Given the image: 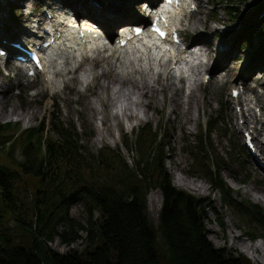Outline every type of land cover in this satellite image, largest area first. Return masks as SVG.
<instances>
[{"label":"trees","instance_id":"trees-1","mask_svg":"<svg viewBox=\"0 0 264 264\" xmlns=\"http://www.w3.org/2000/svg\"><path fill=\"white\" fill-rule=\"evenodd\" d=\"M228 1L225 9L231 15L234 0ZM262 18L242 32L260 71ZM57 105L54 100L52 114L59 112ZM45 121L28 128L0 121V264H254L244 253L218 247L209 238L207 220L216 208L174 185L166 166L173 148L161 125L148 122L134 141L126 138V147L136 146L139 153L130 165L120 147L95 153L73 123L58 115L50 119L51 127ZM225 122L222 107L203 120L191 152L223 205L237 209L247 237L264 241V208L250 201L237 204L234 189L220 174L224 163L211 138L227 135L218 127ZM230 147L247 151L244 144ZM151 190L162 194L156 225L147 213ZM78 203L89 214L86 225L72 217L71 207ZM82 231L87 233L83 250L61 252L50 246L57 238L71 246Z\"/></svg>","mask_w":264,"mask_h":264},{"label":"rangeland","instance_id":"rangeland-1","mask_svg":"<svg viewBox=\"0 0 264 264\" xmlns=\"http://www.w3.org/2000/svg\"><path fill=\"white\" fill-rule=\"evenodd\" d=\"M30 1L31 0H18L17 3H13L12 0H2L0 2V11L7 8L10 15H12L10 19L11 22H17L26 28L28 25L22 22L21 19L24 18V12L28 11L29 8H24L23 5H26V3ZM46 1L52 3L55 0H35L31 5V7H35L38 3L36 5L37 8L34 9V18L46 17V14L44 13V11L48 10L47 6L44 4ZM61 1L62 3L75 7V9H80L83 4H86L84 8L81 9V13H88V15L89 13L94 14V10L90 12L89 7L87 6L90 2L87 0H78V2L80 1L79 5L72 0ZM126 1L130 4L131 11H133L135 15H139L142 19L143 13L141 12V1L143 0ZM197 1L198 9L193 10L192 8L188 13L187 25L184 26L182 34L187 41H196L199 44L204 45L205 54L208 52V48H211L212 52L210 54V61L206 64L207 69H204L205 67L203 66L201 67L202 70L200 75H198V81L196 83H193V80L188 75L184 76L183 73L177 74L175 69H173L171 73L174 75L175 81L184 85V100L187 99L192 88H197L199 84L202 86L198 91L196 106L192 109V119H188L186 116L179 117L173 113V104L170 100L171 90L163 89L164 86L162 85V82L156 83L155 98L151 99V106L146 107L143 105L140 107V110H138L140 119L138 118L128 121V123L121 128H114L112 134L108 135L105 140L96 143L95 138L99 134L98 127H102L103 125L100 115L93 117L92 113L86 111L85 103L91 99L96 101L97 94L102 91L101 85L107 83L108 79L101 78L99 83L96 84L93 78H89L88 81V77H92L93 75H86V78H83L82 83L78 82L76 76L79 75L80 77H83L89 64L87 65V68L85 67L84 69H80L81 64L73 69L78 62H68L64 69L57 74L55 82L51 83L50 87H48L41 76L37 78H27L21 70H17L13 66V57L10 60V68L8 65L7 68L5 67V63L0 57V88H6V91L0 93V101L5 104L4 110L0 113V121H14L15 123H20L22 128H28L39 123L40 120L43 122L46 120V125L51 127L50 119L53 115H58L61 121L73 123L77 127L82 137H84V140L82 141L83 144L88 143L92 151L97 153L101 148L106 146L112 148L120 147L121 157L126 159L130 165H134V159L138 158L139 153L136 150V146H134L133 150L126 147V138L129 137L128 141H134L136 133L148 122L152 123L155 128L161 125L163 131L168 137L167 141L173 148L166 166L168 172L172 176L174 185L179 189L186 190L196 196L202 197L216 208L215 211L209 212V218L207 220L209 238L218 247L226 246L233 251L247 255L238 245L242 240H250L246 235L247 228L241 224L237 209L234 206L223 205L220 192L213 190L206 170L197 166V160L194 153L191 152V148L197 141L196 139L198 138V133L200 132L203 120L208 119L211 115L215 116V112L222 107L224 114L226 115V122L222 125L219 124L218 127L221 128L222 126V132L226 131L227 135L220 137L215 134V136L211 138L213 147L221 152V154H219V159L224 163L220 174L234 189V199L237 204H240L242 201H250L252 203H257L264 208L263 202L254 199L250 193L246 192V188H249L250 185H256L260 188V191L257 190L259 191L258 194L264 198V190L262 188L264 187V180H257L256 178L259 176L258 174H260L259 170L264 173V156L261 155L263 158L260 156L255 158L248 149L245 152L242 149L239 150L238 148L237 150H233L230 147L231 145L241 147V145L245 143L243 132L251 130H254L255 136H257V138H255L257 146L260 145L258 140L264 142V135H261L258 132L263 129L262 132L264 133V110L261 109L260 106H255V117L251 118L249 111L240 101V98L238 100L233 98L234 102L232 103L228 100L232 88H240L241 84H243V88L247 91L244 94L247 97L250 96L251 98H255V92L258 90L259 92L264 93V68L262 71L257 70L256 63L252 61L251 57L254 48L252 45L244 43L246 32L242 34L247 26H253L263 19L264 8L261 9V6L264 5V0H234V11L232 10L233 14L231 15H229L225 9L226 5L229 2L231 3V1ZM238 10H240V15H238ZM97 19L99 21H104L98 17ZM245 19H247V22ZM194 21H198L197 30H192L188 27V24ZM27 23H31V20ZM123 23L125 22L123 21L113 24V31ZM142 23H144V21ZM201 30L204 32L203 35L200 34ZM22 35L24 34H20L17 38L9 40L8 42L7 40L3 42L2 39H0V48L12 46L13 51L16 52L14 49L15 47L11 43L16 40L21 41L20 36ZM232 35H236L234 37L235 39ZM256 43L257 42L254 41L255 45ZM228 48H232L237 52L233 55V58L230 59V71L228 74L227 71H224V73H222L225 75L224 77H220V75H218L219 77L214 76L213 74L215 73V70L213 69V66L217 61L222 60L224 56H226L224 50ZM19 52L22 53L21 51ZM105 53L111 52L108 50ZM90 54L95 55V51H91ZM126 58L127 56H122V61L116 58L114 68L122 69L125 67L123 60ZM201 58L206 60L205 55ZM111 60L112 57H110L107 62H110ZM151 61L158 67L156 61H153V59H151ZM107 62L105 61L101 64H96L93 68V72L95 74H100L105 67H108L109 63ZM195 62H197V60ZM140 63L143 64V66H146L145 62L140 61ZM169 65L170 61H166L164 67L167 68ZM195 67H197V65L193 67L188 66L189 72L191 73ZM158 70L159 68L155 70V73H157ZM249 70L253 71L247 79L249 84H246V82L241 79L240 74L242 71L247 72ZM206 72V75H210L207 82H205V78L203 80V76ZM166 76L167 74L160 73L161 78ZM181 77H184L183 82H179ZM221 78L224 79L222 80ZM109 84L110 94L113 99L117 101V104L119 103V99L122 101L124 97L131 96L132 99L135 100L140 96L141 88H138L135 84L133 85V83L119 84L117 82H111ZM253 87L255 88L253 89ZM208 99H210L209 102ZM54 100L58 104L59 112L52 114V111L55 109ZM143 100L146 102L149 99L143 97ZM97 105L100 106L99 104ZM185 107H187V104H185ZM113 109H116V106H113ZM32 110L35 111L33 115ZM237 114H239V117L243 118H236ZM245 119H248V125H246ZM235 124H238L240 129H237ZM54 136L55 138H59L57 134H54ZM228 153H230V155ZM258 153L259 155L261 154L260 150H258ZM16 157L19 160H23L20 151L16 152ZM179 158H181V161H179ZM177 174H181L187 179L204 183L206 191L196 192L176 185L175 178ZM153 192L157 197L155 205L150 199ZM161 204V192L159 190H151L148 195L147 213L155 225L158 222ZM71 214L72 217L81 222V224L86 225L89 214L82 203L73 205L71 207ZM239 226L242 228H238ZM233 235H237V238L233 239ZM86 236V231H82L80 233V238L71 246L63 244L59 238L54 242H50V246L61 252L67 251L70 247L83 250L87 245ZM248 257L254 264H261L255 262L250 256Z\"/></svg>","mask_w":264,"mask_h":264},{"label":"bare ground","instance_id":"bare-ground-1","mask_svg":"<svg viewBox=\"0 0 264 264\" xmlns=\"http://www.w3.org/2000/svg\"><path fill=\"white\" fill-rule=\"evenodd\" d=\"M12 1L13 3H17L18 0ZM72 1L78 3V5L80 3V1L78 2V0ZM87 1L90 2L89 4H87L90 9V12L94 10V14L89 13L88 15V13H85L82 16L88 15L91 17V19H94L96 17L95 20H97L98 17L101 20H104L100 21V23L103 24V26L108 30V32H113V24L124 21L125 23L120 25L118 29V35L121 34L122 36H124L127 34V30L131 26L138 25L137 23H133V20H141V17L139 15H135L133 11H131V6L129 3H127L126 0ZM189 1L190 0H183L184 4H181L180 2L177 7L169 9H165L164 5L161 7L159 4L157 7L152 8L153 11L146 14H148V16L155 17V15H159L161 13L166 12L165 14L167 16V21L171 22L172 25L176 26L178 30L183 31L184 26L187 25V15L191 10V8H189V5H187ZM44 4L47 6L48 9L46 12L48 17L47 15L46 17H41V20L47 19V24L45 25V27L54 30V34H57V32L60 33V36H58L54 45L48 47L47 49H43L44 69L40 72L46 85L50 87V84L55 82L57 74L64 69L67 63L78 62L80 60V56L82 57V61L80 62V69H84L85 67L87 68L88 64L89 66L86 69L87 73L84 72L83 77H80L79 75L76 76V80L78 82L82 83L83 78H86V75H93L92 77H88V81L89 78H93L96 84L99 83L101 78L108 79L107 83H103L101 85L102 91L97 94L96 101L91 99L85 103L86 111L92 113L93 117L100 115L101 122L103 125L102 127H98L99 134L95 138L96 143L105 140L108 135L112 134L114 128H121L125 126L128 121L138 119V110H140V107L143 105L146 107L151 106V99L155 98L156 83L162 82V85L164 86L163 89L171 90L170 100L173 104L172 112L179 117L186 116L188 117V119H192V109L196 106V102L198 100V91L202 88V86L199 84L197 88H192L187 96V99L184 100V85L179 84L177 81H175L174 75L171 73L173 68H175V72H180V74L188 73V75L191 76L193 83H196L198 81V75H200L202 70L201 67L203 66L205 67L204 69H207L206 64L210 61V54L212 52L211 48H208V52H206L205 54L204 51H192L188 47L184 49L183 44L176 45L169 43L167 46L164 47V45H161L159 41L154 40L155 38L152 37V40L148 39V36L146 34L142 35L137 40H130L129 43L124 47H119L116 44L107 45L101 39H97V42H91L86 38L85 42H83V39L76 35L74 33L75 31L70 29L68 16L63 12H60L61 9H66L70 6L62 4L61 0H55L52 3H48L46 1V3ZM54 5L57 6L54 7L53 10H49L50 7H53ZM85 5L86 4H83L80 9H77L78 14H81V9L84 8ZM23 7L29 8L28 11L24 12V18L21 19L22 22L28 25V27L26 28H24V26L17 22H11L10 19L12 15H10L7 8L0 11V39H2L3 42H5L6 40L7 42L9 40H13L14 38H17L20 34H25L26 36H28V32H31L30 36H32V33L36 31L34 27L37 20H40V18L37 17L31 19V15L34 14L35 7H31V5L29 4L23 5ZM30 19L31 26H29V24L27 23ZM145 19L146 18H143L144 21ZM197 23L198 21L190 22L188 24V27L192 30H197ZM83 29L86 30L88 29V27H84ZM99 29L100 28H91L90 30L93 34L100 36L102 32L101 29ZM200 34L203 35L204 32L201 30ZM41 36H45L46 38L43 40ZM49 38V35L46 36L45 34L40 32V36H38L36 39H30L29 41L28 39H22V41L24 42L26 47L31 50L33 49V45H31V42H34L35 46L40 43L42 44L46 39ZM108 50L111 53H105ZM91 51H95V55L90 56ZM224 51L226 53V56H224L222 60L217 61L216 64L213 66V69L215 70V73L213 74L214 76L220 75V77H224L225 75L222 74L224 73V71H227L228 74V72L230 71V59L233 58V55L235 53H237L236 50L232 48L225 49ZM153 55H155V57H153ZM160 55H163L166 60L170 61L169 67L165 68V62H160V60H157ZM204 55L206 57V60L201 58ZM122 56H127V58L123 60L125 63V67H123L122 69L114 68L115 59L117 58L122 61ZM110 57H112V60L110 62H107ZM151 57L153 61H156L158 63V67L151 61ZM195 60H199L195 64L197 65V67L193 68L192 72L190 73L188 66L192 67ZM105 61L109 63L108 67H105L100 74H95L93 72V68L95 67V65L101 64ZM140 61L145 62L146 66H143ZM75 68H77V65L73 67V69ZM157 68H159V70L157 73H155V70ZM257 70L259 71V69ZM252 71H242L240 74L241 79H243L246 84H249V82H247V79L252 74ZM160 73L167 74V76L161 78ZM206 74L207 72L204 74L203 80ZM184 76L186 75L184 74ZM221 79L223 80L224 78ZM183 81L184 77H181L179 82ZM111 82H117L119 84L133 83V85L135 84L136 86H138V88H141L140 96L135 100H133L131 96L124 97L122 101L121 99H119V103L117 104V101H115L112 95L110 94L109 83ZM254 88L255 87H253V89ZM4 91H6L5 87L0 88V93ZM244 94L245 92L238 97H240V101L244 104V106L247 107L251 118H253L255 117V106H260L261 109L264 110V93H261L258 90L257 92H255V98H251L250 96L247 97ZM143 97H146L149 100L145 102L143 100ZM233 98L234 96H232L231 92L230 97L228 99L230 103L234 102ZM209 101L210 99H208V102ZM253 102H255L256 105H254ZM97 104H99L100 106H98ZM185 104H187V107H185ZM113 106H116V109H113ZM4 107L5 104L0 101V113L4 110ZM34 113L35 111L32 110V115ZM238 115L239 114L236 115V118H243L239 117ZM245 122L246 125H248V119ZM235 127L237 129H240V126H238V124H235ZM262 130L258 132L261 135H264ZM258 141L260 143V145H258V148L261 152L259 156L262 157L261 155L264 156V142L261 140ZM179 161H181V158H179ZM259 172V176L256 177L257 180H264V173H262L260 170ZM175 184L196 192L206 191L204 183L187 179L181 174L176 175ZM262 188L264 190V187ZM257 190L260 191V188H258L256 185H250L249 188H246V192L250 193L254 199L264 203V198L258 194L259 191ZM150 199L155 205V202H157V197L154 192L151 194ZM232 238H237V235H233ZM238 245L240 249L245 252L248 256H250L255 262L264 264V242L262 240H242L239 242Z\"/></svg>","mask_w":264,"mask_h":264},{"label":"water","instance_id":"water-1","mask_svg":"<svg viewBox=\"0 0 264 264\" xmlns=\"http://www.w3.org/2000/svg\"><path fill=\"white\" fill-rule=\"evenodd\" d=\"M260 240H262L263 241V239H260ZM264 242V241H263Z\"/></svg>","mask_w":264,"mask_h":264}]
</instances>
